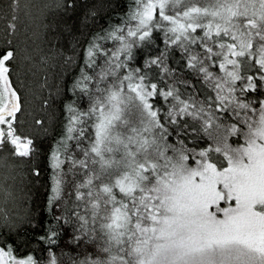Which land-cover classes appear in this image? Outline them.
Masks as SVG:
<instances>
[{"label":"snow or ice","instance_id":"1","mask_svg":"<svg viewBox=\"0 0 264 264\" xmlns=\"http://www.w3.org/2000/svg\"><path fill=\"white\" fill-rule=\"evenodd\" d=\"M117 6L56 0L54 8L67 16L83 7L82 23L96 24ZM123 7L118 23L87 41L69 89L80 105L64 106L46 154V210L57 226L38 237L0 230V264H42L34 242L47 245L46 264H264V0ZM25 9L41 19L53 5L29 0ZM16 30L9 23L0 35V226L11 224L17 190L25 176L40 178L45 155L28 131L44 122L25 123L14 86L32 59L8 38ZM33 218L24 223L35 231ZM62 235L69 251L58 256Z\"/></svg>","mask_w":264,"mask_h":264},{"label":"trees","instance_id":"2","mask_svg":"<svg viewBox=\"0 0 264 264\" xmlns=\"http://www.w3.org/2000/svg\"><path fill=\"white\" fill-rule=\"evenodd\" d=\"M55 3L56 0L52 3L53 11L49 12L46 18L41 19L27 14L25 7L18 9L20 17L18 22L15 21L17 30L8 36L12 38L14 35V43L31 53L30 62H21L18 71L21 83H15V76L13 80L14 86L23 93L24 102L27 101L31 105L28 111L30 115L23 118L25 123L31 125L34 118L44 122L42 127L32 125L28 131L39 137L45 155L39 160V166L42 169L40 178L29 184L28 181L33 178L24 177V182L17 190L18 206L8 209L11 224L0 226V230H7L9 227L13 231L25 229L29 235L35 237L42 235L48 227L57 226L52 220V215L46 210L48 186L50 185V169L47 166L46 154L59 139L65 120L64 106L72 103L73 100L77 106L80 105L79 99L73 97L69 89L83 67V61L86 58L84 48L87 41L91 39V34L98 27H107L109 22L112 24L119 22V18L125 12L123 5L126 0H119V6L111 12L108 21H99L96 24L90 20L82 23L85 11L83 7L78 8L75 13L69 12L67 16H63L55 11ZM11 4L12 0H0V35L4 34V29L15 13L9 6ZM154 39L156 44L163 48L162 37L156 38L154 34ZM151 52L152 48H146L143 53L134 54V63L142 62ZM58 211L59 209H54L53 214ZM29 213L34 217L31 223L37 225L35 231L24 223ZM66 240L67 236L62 235L58 241V247L53 249L58 256L60 249L69 251L64 247ZM31 247L37 249L34 255H42L45 258L42 264H46L48 253L41 252L40 249L46 248L47 245L34 242Z\"/></svg>","mask_w":264,"mask_h":264},{"label":"rangeland","instance_id":"3","mask_svg":"<svg viewBox=\"0 0 264 264\" xmlns=\"http://www.w3.org/2000/svg\"><path fill=\"white\" fill-rule=\"evenodd\" d=\"M53 1H54V0H49V3L52 4ZM12 3H13V0H12ZM27 3H29V0H20V5H19L18 7L15 8V10H14L15 13L13 14V15L17 16L18 18H17L16 20H14V21H13V20H9V23H15V21L18 22L19 17H20V16H19V10H20V9H23ZM18 9H19V10H18ZM24 9H25V8H24ZM9 23H8V24H9ZM33 37H35V35H33ZM15 87H16V86H15ZM30 106H31V105H29V103H28L27 101L24 102V108H25V112H26V113H25V114H26L25 116H29V115H30V113H28V111H30V109H29Z\"/></svg>","mask_w":264,"mask_h":264}]
</instances>
